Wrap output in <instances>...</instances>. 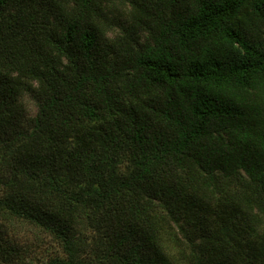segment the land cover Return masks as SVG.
<instances>
[{
  "label": "trees",
  "instance_id": "16d2710c",
  "mask_svg": "<svg viewBox=\"0 0 264 264\" xmlns=\"http://www.w3.org/2000/svg\"><path fill=\"white\" fill-rule=\"evenodd\" d=\"M0 264H264V0H0Z\"/></svg>",
  "mask_w": 264,
  "mask_h": 264
},
{
  "label": "rangeland",
  "instance_id": "374dc122",
  "mask_svg": "<svg viewBox=\"0 0 264 264\" xmlns=\"http://www.w3.org/2000/svg\"><path fill=\"white\" fill-rule=\"evenodd\" d=\"M24 100H25V103H26L27 108H28V110H29V113H30L31 115H34L35 112H36V105H35V102H34L32 99H30L29 97H25Z\"/></svg>",
  "mask_w": 264,
  "mask_h": 264
}]
</instances>
